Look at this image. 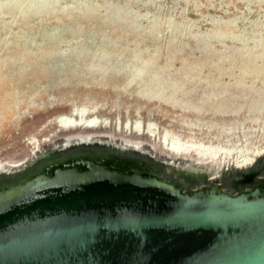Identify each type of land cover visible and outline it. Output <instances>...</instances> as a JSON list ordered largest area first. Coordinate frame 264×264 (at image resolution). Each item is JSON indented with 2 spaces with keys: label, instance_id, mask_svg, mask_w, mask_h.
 I'll list each match as a JSON object with an SVG mask.
<instances>
[{
  "label": "rangeland",
  "instance_id": "rangeland-1",
  "mask_svg": "<svg viewBox=\"0 0 264 264\" xmlns=\"http://www.w3.org/2000/svg\"><path fill=\"white\" fill-rule=\"evenodd\" d=\"M87 153L183 192L262 182L264 0H0V185Z\"/></svg>",
  "mask_w": 264,
  "mask_h": 264
},
{
  "label": "water",
  "instance_id": "water-1",
  "mask_svg": "<svg viewBox=\"0 0 264 264\" xmlns=\"http://www.w3.org/2000/svg\"><path fill=\"white\" fill-rule=\"evenodd\" d=\"M33 170L0 192V264H264V180L190 193L102 158Z\"/></svg>",
  "mask_w": 264,
  "mask_h": 264
},
{
  "label": "bare ground",
  "instance_id": "bare-ground-1",
  "mask_svg": "<svg viewBox=\"0 0 264 264\" xmlns=\"http://www.w3.org/2000/svg\"><path fill=\"white\" fill-rule=\"evenodd\" d=\"M60 122L62 125H65V126H68V125H74V124H88V125H94V124H97L99 122H101V118L96 116V117H92V118H87L84 116V114H81L80 117L74 115V116H64L60 119ZM127 125H132L131 122H128ZM134 126L136 128H139V129H144L145 128V124L143 123V121L141 120H138L136 122V124H134ZM149 129H158L154 124L152 123H149L148 126H147ZM164 137V140L166 142H171V145L172 147L176 148V149H181L183 147H187V146H195V147H204L206 148L207 150H215L214 146H205V142H198V141H187V140H183L179 137H172L170 136V133L169 132H166L165 135L163 136ZM250 140V139H249ZM229 142V141H228ZM249 143V142H248ZM248 146V145H247ZM225 149H221V150H226V151H229L231 152L232 149H229L227 147H224ZM239 148V147H238ZM257 154V153H256ZM63 156V155H62ZM96 156V155H95ZM95 156H92L90 154H83V155H77L75 157H73L71 160H73L74 162H84L86 161L87 159H96L97 158ZM57 156H55L56 158ZM254 160V157H248L246 159V162H249V161H253ZM56 161V160H55ZM55 161H52V162H49L46 167H48V169H45L41 172H44V171H47V170H52L53 168H55L56 166H51L49 167V164H53ZM105 164H112V165H115L121 169H124V170H129V171H134V170H138V166L140 165L136 160L132 159L131 157L129 156H126V157H119L118 155H112L111 157H107L104 161H103ZM246 165V164H245ZM139 171V170H138ZM141 172H146V173H150L152 172V170H150L148 168V170L146 169H143V170H140ZM36 175L31 173L29 174L28 176H26L22 181H21V184H26L27 181L31 180L32 178H34ZM9 184H5V185H0V192L5 190L7 188Z\"/></svg>",
  "mask_w": 264,
  "mask_h": 264
},
{
  "label": "flooded vegetation",
  "instance_id": "flooded-vegetation-1",
  "mask_svg": "<svg viewBox=\"0 0 264 264\" xmlns=\"http://www.w3.org/2000/svg\"><path fill=\"white\" fill-rule=\"evenodd\" d=\"M61 162H62V160H56L53 164H49V167L55 165V166H56L55 168H57V166L60 165ZM71 162L74 163L73 160H71ZM76 162H77V161H76ZM67 165H69V164H67ZM55 168H53V170H54ZM45 169H48V167L45 166L42 170H40L39 173H42L41 171H43V170H45ZM33 174L37 175V173H33ZM20 183H21V181H20ZM8 184H10V183H8ZM247 190H250V189H247ZM242 191H243V190H242Z\"/></svg>",
  "mask_w": 264,
  "mask_h": 264
}]
</instances>
